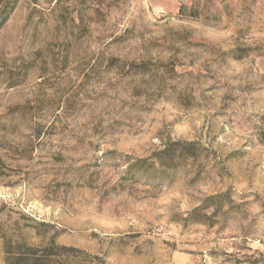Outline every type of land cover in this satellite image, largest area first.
I'll return each mask as SVG.
<instances>
[{"label": "rangeland", "instance_id": "rangeland-1", "mask_svg": "<svg viewBox=\"0 0 264 264\" xmlns=\"http://www.w3.org/2000/svg\"><path fill=\"white\" fill-rule=\"evenodd\" d=\"M177 141L198 157L126 177ZM53 236L71 264H264V0H20L0 29V264Z\"/></svg>", "mask_w": 264, "mask_h": 264}, {"label": "trees", "instance_id": "trees-1", "mask_svg": "<svg viewBox=\"0 0 264 264\" xmlns=\"http://www.w3.org/2000/svg\"><path fill=\"white\" fill-rule=\"evenodd\" d=\"M32 1L38 2L39 0ZM19 2L20 0H0V29L7 23ZM197 157L196 143L171 142L167 143L162 150L154 152L147 159L136 160L131 163L125 175L131 180H134L137 175H146L150 171L163 175L166 171L175 169L181 162ZM228 199L230 200V194L228 193L217 198H210L201 207L191 211L186 220L190 223H203L207 217L202 215V211L208 209L212 204L218 206L221 202H227ZM74 252L79 251L57 245L54 236L40 247H31L13 241H7L4 244L5 264H71L67 259ZM93 260L101 262V264L104 262L98 257H94Z\"/></svg>", "mask_w": 264, "mask_h": 264}]
</instances>
